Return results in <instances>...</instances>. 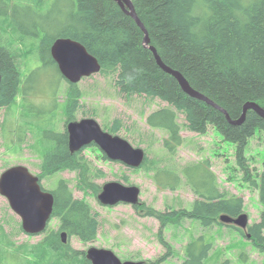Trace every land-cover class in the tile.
<instances>
[{
    "label": "trees",
    "instance_id": "obj_1",
    "mask_svg": "<svg viewBox=\"0 0 264 264\" xmlns=\"http://www.w3.org/2000/svg\"><path fill=\"white\" fill-rule=\"evenodd\" d=\"M132 2L148 30L151 45L156 47L165 64L179 71L194 89L226 110L232 120L242 117L244 106L249 102L264 107V0ZM58 37L80 41L98 58L100 74L115 76V86L120 93L127 97L160 98L169 104L153 112L148 124L169 133L164 146L170 152L184 141L178 122V113H183L190 131L207 134L212 125L225 141L235 144L244 180L259 189L263 207L260 221L249 225L245 232L220 221L223 214L236 218L245 212L243 197L219 189L208 160L187 167L185 172L191 171L186 174L187 182L200 198L191 208L182 207L163 215H156L157 211L146 206L147 214L157 216L162 222L159 237L168 252L155 261L143 260L145 264H161L167 260L173 252L163 237V230L169 224L181 225L186 219L206 229L214 226L234 228L264 252V171L254 176L245 153L249 140L255 136L254 127L259 126L264 132V118L249 110L242 124H231L225 113L186 94L176 78L165 72L153 52L143 45L142 29L113 0H0V112L6 109L13 114L16 108H22L25 110L21 115L23 120L37 127V147L42 157L40 179L70 170L78 173L82 189L95 188L89 183L91 172L81 155L83 149L71 152L69 148L67 125L74 120L83 97L78 84L70 83L62 104L66 129L58 131L56 128V111L60 109L56 92L63 76L50 49ZM35 55L41 67L25 70L26 60ZM50 67L59 73L57 79L48 71ZM40 69L44 70L42 74L38 73ZM47 75L52 79L50 86L55 95L49 118L44 117V110H36V102L28 98L36 94L41 77ZM119 125L120 121H116L110 130L117 132ZM262 140L264 144V137ZM148 164L146 154L141 168ZM152 166L157 168L156 162ZM159 171L172 174L164 169ZM174 178L175 188L180 179ZM51 192L55 197L51 220H60L59 230L48 234L38 246L19 248L36 254L40 264H92L84 251L70 253L68 243H63L62 233L66 232L68 238L77 236L84 242L94 240L99 229L98 213L92 212L87 200L75 198L65 180H59ZM136 207L141 211L145 204ZM0 238H4V233ZM212 248V243L204 242L203 236L192 238L185 248L183 264H207ZM0 264L25 263H9L0 250Z\"/></svg>",
    "mask_w": 264,
    "mask_h": 264
},
{
    "label": "rangeland",
    "instance_id": "obj_2",
    "mask_svg": "<svg viewBox=\"0 0 264 264\" xmlns=\"http://www.w3.org/2000/svg\"><path fill=\"white\" fill-rule=\"evenodd\" d=\"M29 22L32 20L29 19ZM6 36L10 37L8 34ZM27 47L30 48L28 45ZM36 67H41L37 55L26 60L25 70ZM50 68L48 71L51 76L57 79L59 73L55 68ZM43 71L40 69L38 73L42 74ZM51 80L49 75L42 76L36 94L28 96L36 102L35 109L44 110V117L47 118L52 115L49 108L52 107L51 102L55 97L50 86ZM69 85L70 82L63 77L56 92L60 103V109L56 111L58 131L66 129L62 104L66 100ZM78 85L83 97L73 121L96 119L104 131L118 135L132 146L145 150L149 164L142 168H131L120 161L110 160L107 156L104 158L105 154L101 148L92 143L83 148L81 155L90 168L89 183L95 185V188L92 186V189H82L78 173L70 170L42 179L41 184L48 191L55 190L59 180L67 181L73 196L87 200L91 204L92 212L98 213L97 237L88 242L77 236L67 237L70 253H86L89 248L97 247L114 251L122 261H155L164 256L168 248L159 237L162 222L157 216L148 215L146 206L157 211L156 215L168 214L182 207L191 208L194 201L200 197L187 182L186 174L189 175L191 171L187 173L185 170L205 160H208L221 191L243 197L250 225L260 221L263 207L259 189L244 180L245 173L236 157V145L225 141L212 125L207 134H198L187 128L185 115L178 113L184 141L174 152H170L164 146L169 133L164 129L152 128L148 124V117L153 112L169 107L167 102L146 95L127 97L115 86L114 75L98 73L84 78ZM24 111L22 108H16L13 114L6 109L0 112V177L5 170L17 165L26 166L34 175L39 176L42 173V157L37 147L39 131L37 127L28 125L27 119L23 120L21 115ZM116 121H120L119 128L117 132H112L110 127L116 125ZM245 153L254 176L255 173L261 174L264 171V144L260 131L249 140ZM153 162H156L157 168L153 169ZM161 169L172 174H165L159 171ZM174 176L180 179L175 188ZM111 181L140 187L141 201L145 208L140 211L138 207L125 203L116 206L103 205L98 195L103 185ZM59 226L60 220L53 218L45 232L39 235L26 234L22 228L21 217L11 208L8 199L0 193V237L4 233V238H0V250L9 263L20 261L26 264L39 261L37 264H40L36 254L19 247L40 245L48 234L57 232ZM201 236L204 242L213 245L206 259L207 264H264V252L259 251L234 228L214 226L206 229L189 219L184 220L181 225L169 224L163 230V237L171 245L173 253L161 264H183L186 246L192 238Z\"/></svg>",
    "mask_w": 264,
    "mask_h": 264
},
{
    "label": "water",
    "instance_id": "obj_3",
    "mask_svg": "<svg viewBox=\"0 0 264 264\" xmlns=\"http://www.w3.org/2000/svg\"><path fill=\"white\" fill-rule=\"evenodd\" d=\"M113 1L126 14L136 19L146 34L145 47L153 52L158 65L178 80L185 93L213 105L225 113L230 122L235 125L244 122L248 110H253L264 118V108L256 102H249L244 106L242 117L238 121L231 120L226 110L196 91L179 71L172 69L162 61L155 48L149 46L150 39L147 30L138 19L133 2L131 0ZM51 55L62 76L71 84H78L83 78L101 71L98 58L92 55L80 41L70 37H58L51 46ZM1 81L0 74V92ZM67 131L71 152H77L95 143L110 160L120 161L131 168L141 167L146 159V153L142 148H136L126 139L104 131L94 118L71 121L67 125ZM0 193L8 199L14 212L21 217L22 228L26 234L39 235L46 231L53 216L55 197L52 192L43 189L38 175L31 173L24 165L10 167L0 177ZM98 199L105 206H116L121 203L137 206L141 204V189L136 185H124L111 181L103 185ZM220 221L227 225H234L245 232L248 231L249 217L246 213L236 218L223 214L220 216ZM62 240L63 243H67L66 232L62 233ZM86 257L92 264H145L144 261H122L114 251L97 247L89 248Z\"/></svg>",
    "mask_w": 264,
    "mask_h": 264
},
{
    "label": "bare ground",
    "instance_id": "obj_4",
    "mask_svg": "<svg viewBox=\"0 0 264 264\" xmlns=\"http://www.w3.org/2000/svg\"><path fill=\"white\" fill-rule=\"evenodd\" d=\"M132 1V0H131ZM122 9V8H121ZM123 10V9H122ZM124 11V10H123ZM135 11H136V9H135ZM125 12V11H124ZM136 14H137V17H138V19L143 23V21H142V19L139 17V15H138V13H137V11H136ZM128 15V14H127ZM130 16V15H129ZM132 17V16H131ZM134 20H135V22L137 23V21H136V19L134 18V17H132ZM138 24V23H137ZM143 25H144V23H143ZM139 26V25H138ZM145 26V25H144ZM61 27V26H60ZM140 27V26H139ZM141 28V27H140ZM146 28V27H145ZM62 29V28H61ZM147 30V29H146ZM143 31V30H142ZM144 32V31H143ZM147 33H148V30H147ZM145 37H146V34H145V32H144V39H145ZM148 37H149V39H150V36H149V33H148ZM144 39H143V45H144ZM145 46V45H144ZM149 46H152L153 48H155L156 49V47H154L153 45H151V39H150V43H149ZM51 50V49H50ZM156 51H157V53H158V50L156 49ZM158 55L160 56V54L158 53ZM52 56V55H51ZM160 58H161V56H160ZM156 59V58H155ZM162 59V58H161ZM163 61V60H162ZM164 62V61H163ZM165 63V62H164ZM184 76V75H183ZM177 80V79H176ZM178 81V80H177ZM189 82V81H188ZM182 88V87H181ZM183 90V89H182ZM196 90V89H195ZM184 91V90H183ZM197 91V90H196ZM187 94V93H186ZM190 96V95H189ZM192 97V96H191ZM194 98V97H193ZM202 101H204V100H202ZM262 107V106H261ZM264 108V107H263ZM249 111V110H248ZM246 119V118H245ZM232 120V119H231ZM233 121H238V120H233ZM245 121V120H244ZM229 122H230V120H229ZM231 123V122H230ZM232 124V123H231ZM260 128H259V126H256V127H254V131L257 133V131H260V135L262 136V137H264V132L263 131H261V130H259ZM256 133H255V135H256ZM144 163V162H143Z\"/></svg>",
    "mask_w": 264,
    "mask_h": 264
}]
</instances>
